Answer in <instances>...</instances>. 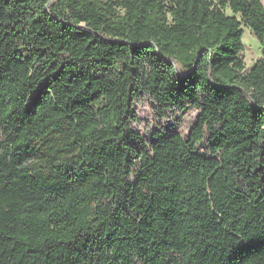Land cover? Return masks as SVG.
<instances>
[{"label":"trees","instance_id":"trees-1","mask_svg":"<svg viewBox=\"0 0 264 264\" xmlns=\"http://www.w3.org/2000/svg\"><path fill=\"white\" fill-rule=\"evenodd\" d=\"M243 26L264 47L261 0H0V264H264ZM143 92L187 138L133 129Z\"/></svg>","mask_w":264,"mask_h":264},{"label":"rangeland","instance_id":"rangeland-1","mask_svg":"<svg viewBox=\"0 0 264 264\" xmlns=\"http://www.w3.org/2000/svg\"><path fill=\"white\" fill-rule=\"evenodd\" d=\"M264 5V0H261ZM243 43L245 49L243 52L245 67L248 69L255 65L264 55V47L252 33V31L243 26ZM137 121L132 124L133 129L151 146L157 140L156 132L171 134L180 133L187 138L191 128L196 124L199 116V110L188 108L184 111L167 109L164 114L158 112L154 100L145 92L141 94L135 103ZM44 150L43 145H38ZM197 151L201 154L210 155L209 134H206L204 140L198 145Z\"/></svg>","mask_w":264,"mask_h":264}]
</instances>
